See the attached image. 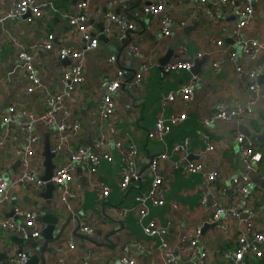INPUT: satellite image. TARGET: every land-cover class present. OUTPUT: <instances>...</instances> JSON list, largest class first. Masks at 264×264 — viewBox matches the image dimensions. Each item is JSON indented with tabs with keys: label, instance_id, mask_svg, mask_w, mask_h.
Segmentation results:
<instances>
[{
	"label": "crops",
	"instance_id": "1",
	"mask_svg": "<svg viewBox=\"0 0 264 264\" xmlns=\"http://www.w3.org/2000/svg\"><path fill=\"white\" fill-rule=\"evenodd\" d=\"M37 1L50 2L53 8H46L40 18L25 20L6 17L0 23V120L3 111L9 106L25 107L40 115L45 110V93L62 92V72L75 63L71 58L60 60L58 50L61 47L81 49L85 45L80 33L68 24L66 16L75 13L77 3L84 0H77L74 4L72 0ZM156 1L121 0L109 7L107 0H88L83 11L87 15L88 31L98 37V45L84 55V81L63 100V107L80 124V131L68 134L40 120L34 122L33 128L39 141L29 158V166L39 177L45 169V141L49 142L51 151L56 153L52 159L55 168L83 147L89 148L94 154L102 155L105 151L111 156V160L101 156L95 172H90L86 163H76L73 180L65 188L54 184L56 187L52 191L50 206L52 213L58 216L56 230L63 228V231L61 239L47 243L42 253L44 264H53L56 260L62 264H117L124 246L138 264H156L160 256L158 238L142 232L134 210L124 214H120V210L133 208L135 196L148 189L151 180L149 160L164 151L168 152V158L160 164L159 170L165 176V203L152 206L148 218L165 227L170 246L180 255L175 264L179 261L196 264L197 257L189 256L185 239L195 228H203L204 224L211 223L215 205H228L234 200L230 185L233 176L248 174L252 179L250 195L242 200L241 206L256 209L255 226L264 233V185L254 179L255 176L264 178V140L253 142L250 136L244 135L255 150L262 154L261 160L251 169L246 166L236 143V135L243 134L240 132L241 127L245 126L250 135L264 132V49L255 58H248L242 53L240 45H236V57L225 59L217 68H213L212 63L218 52L215 40L220 38L226 45H231L230 28L237 21L231 8L220 5L217 0H206L202 4L197 0H165L164 14L176 22L184 20L185 25L181 29L173 27L168 36H163L158 26L159 15L142 11L145 4ZM11 6L12 0H0V16L6 15ZM107 11L121 14L133 23L134 27L127 32L125 39L119 38L114 27L108 32L104 30ZM48 33H52L55 38L52 48L45 50L43 43ZM101 33L104 38L100 37ZM241 35L244 40L264 39V0H253L251 18ZM129 43L138 45V56L129 50ZM20 51L30 52L40 81L39 86L31 92L26 91L29 80L26 71L20 66ZM198 53L202 55L197 57ZM179 54L192 58L194 65L195 60H201L196 72L179 70L162 73V67ZM113 55L115 62L110 63L108 59ZM143 63H148L149 69L139 83H133L134 74ZM237 67L245 72L253 70L257 76L252 79L240 77ZM116 69L124 70L125 73L121 78V87L112 96L115 107L110 121L117 128L123 145H133L138 150L135 166L142 175L139 182L131 184L124 191L118 187L120 158L116 148L94 146L104 124L99 114L105 95L102 83L114 78ZM194 73L200 76V81L192 98L183 103L177 97L161 109V99L169 91L187 83ZM252 81L258 88L256 94L249 90ZM220 104L246 107L249 110L248 118L244 121L235 118L219 120L205 125L203 118ZM173 112H183L186 118L173 125L163 140L148 138V130L158 115L162 113L167 116ZM62 116L63 112L59 111L57 119ZM25 119L19 116L6 126V137L0 144V176L11 177L22 169V157L15 155L13 149L24 143L21 126ZM2 129L0 121V134ZM185 139H188L187 157L203 164L200 172L185 173V162L175 167L178 157L170 150L174 144ZM209 144L213 146L212 150H207ZM211 170L218 172L215 181L206 180V173ZM99 181L110 188L103 202H98L94 189V183ZM44 185L38 186L27 181L17 184L11 190L9 199L0 205V221L16 219L22 223L20 218L14 216L13 207L33 209L37 212L36 227L41 232L43 223L38 220V216L40 208L46 205L41 195ZM220 187L225 188L224 193L219 192ZM66 189L76 194L67 198L70 210L61 199ZM202 194L208 196L205 203L201 202ZM80 221L92 226L93 231H80ZM225 225L227 227L223 230L208 226L197 237V249L206 253L207 264H228L223 257L224 252L234 247L238 235L245 234L242 220L229 219ZM12 237V232L0 229V251L8 250V258L20 250L18 244L11 240ZM69 239L75 245L70 250L64 248ZM44 243L45 238L41 235L34 241L24 240L21 251L29 257H39ZM138 243L143 244L144 248H140ZM261 245L264 250V241ZM0 264H3L2 260ZM35 264H41V259ZM238 264H264V258L245 257Z\"/></svg>",
	"mask_w": 264,
	"mask_h": 264
},
{
	"label": "built area",
	"instance_id": "2",
	"mask_svg": "<svg viewBox=\"0 0 264 264\" xmlns=\"http://www.w3.org/2000/svg\"><path fill=\"white\" fill-rule=\"evenodd\" d=\"M121 0H107L106 4L109 7L114 6ZM206 0H197L202 4ZM220 5H227L231 8V11L237 17V21L230 28V42L231 45H226L224 40L216 39L215 44L218 47L216 60L212 63L213 68H217L225 59H234L237 55L235 46L240 45L242 53L248 58H255L258 53L264 49L263 40H244L241 35L242 29L248 24L252 12H253V0H217ZM88 0L80 1L77 3V10L75 13H68V24L77 30L85 45L81 49L73 47H61L58 50V58L60 60L73 59L74 64L65 69L62 72L61 80L63 83V91L58 93L47 92L44 95L45 110L36 115L25 107L17 108L15 106H9L5 109L1 116L2 131L0 134V144L3 143L6 137V126L11 121L16 120L19 116L26 117L27 120L23 122L21 129L24 134V143L14 147L13 152L15 155H21L22 169L17 175L11 177L0 176V205H2L10 197V192L17 184L27 181L29 183H35L38 186H43L45 181L41 180L29 166V158L33 155L34 146L37 145L39 137L35 134L33 125L34 122L40 120L45 125H54L58 131L66 132L68 134H76L80 131V124L73 120L71 113L68 109L63 107V100L65 96L70 95L78 85L84 81L83 60L86 52L94 49L98 45V37L88 31L87 28V15L84 13L83 8L87 6ZM46 8H53L50 2H38L37 0H12V6L9 12L0 16V23L6 18H23L25 20H32L40 18ZM165 0H157L149 4H145L142 7L144 13L151 15H159L158 26L163 36H168L173 27L182 28L185 25V21L176 22L166 13ZM105 19L107 21L105 31H110L114 27L119 34L120 39H125L127 32L133 29V23L127 21L121 14L107 11L105 13ZM1 38V32H0ZM55 36L52 33H48L43 47L45 50H49L53 46ZM129 50L134 56H138L139 47L136 44L129 43ZM181 53V52H180ZM202 54L198 53L197 57ZM18 58L21 61V68L26 71L29 84L26 87L27 92L33 91L39 86L40 81L34 70L32 64V55L28 51H20ZM108 61L110 63L115 62V56H110ZM193 60L190 57H184L179 54L162 67V73L178 72L179 70L190 71L193 68ZM149 64H141L139 70H137L133 77V83H139L144 74L148 71ZM237 74L240 77L255 78L257 73L255 71L245 72L241 67H237ZM125 71L116 69V75L114 78L107 82H103L105 95L103 96V105L100 109V116L104 121L102 128L97 136L94 146L96 148H107L113 146L116 148L120 162L118 173V187L120 190H127L133 183H137L141 179V173L136 169L135 158L138 155V150L133 146H124L119 139L118 130L110 119L114 111V99L115 94L122 85L121 78ZM200 76L196 73L191 74L187 83L182 85L176 90L169 91L168 94L159 102L161 109L171 101H174L179 97L183 103H187L193 96L194 90ZM249 90L254 94L258 93V88L255 82H251ZM260 95V93H259ZM264 95V94H263ZM59 111L63 112V116L57 119ZM249 110L246 107H241L239 104L224 105L220 104L213 112L203 118L205 125L212 124L219 120L237 119L244 121L248 118ZM186 118V114L173 112L167 116L160 113L148 130L147 137L150 139L163 140V137L170 132L173 125L183 121ZM106 130V132L104 131ZM236 143L242 159L246 163L248 169L253 167L255 163H258L262 154L260 151L255 150L252 142L244 136V134L236 135ZM188 139H185L181 143L173 145L170 152L176 154L178 161L175 163V167L178 164L185 162L188 155ZM213 146L209 144L207 150H212ZM54 150V149H53ZM55 151V150H54ZM101 156L107 160H111V156L107 152L100 154L92 153L89 148H79L76 152L72 153L68 160L57 166L49 181L55 185L66 187L68 182L73 180V170L76 163H86L90 172H95L100 162ZM168 158V152H161L160 154L153 156L148 163V171L151 175L150 184L147 190L140 191L135 196V205L133 208H121L120 214L134 210L136 222L141 226L142 232L147 236H155L158 238V247L160 249L159 260L156 264H175L180 255L175 253L169 244L166 237L165 227L159 226L154 219L148 218L150 208L152 206H161L165 203V192L167 190L165 183V176L161 174L159 167L160 164ZM203 170V164L198 161L188 160L184 165V172L196 173ZM218 172L211 170L206 173V180L215 181L217 179ZM231 189L234 194V200L228 205H215L213 215L210 219L211 223H214L220 230L227 227L226 221L229 219L242 220L245 227V234L238 235L233 248L224 252L223 257L228 264H238L245 257L264 258V250L262 249V242L264 241V233L256 229L255 218L256 209L254 207L242 208L241 202L250 195V190L253 186V181L248 174L233 176L230 181ZM94 189L97 194L98 202L103 200L109 195L110 188L103 182H95ZM220 193L225 192V188L220 187ZM76 196L75 193L65 190L61 196L62 201L65 203V207L70 210V206L67 204V198ZM208 199L207 194H202L201 202L205 203ZM13 214L17 218H20L22 223L16 221V219H6L0 221V229L7 230L13 234L18 235L23 240L35 239L40 236V229L36 227L37 212L33 209H23L20 206H14ZM242 218V219H241ZM79 229L85 233H91L93 227L88 225L85 221L79 222ZM202 233L201 226L194 229L193 233L186 237L187 252L191 257H197L196 264H207L208 256L205 252H199L197 249V237ZM140 248H144L141 243L137 244ZM72 239L67 240L65 247L70 250L74 248ZM28 254L24 251H19L17 254L9 258L10 264H26L28 261ZM53 264H62L60 260H56ZM85 264V263H82ZM117 264H138L136 258L128 253V248L124 246L122 253L119 256Z\"/></svg>",
	"mask_w": 264,
	"mask_h": 264
},
{
	"label": "water",
	"instance_id": "3",
	"mask_svg": "<svg viewBox=\"0 0 264 264\" xmlns=\"http://www.w3.org/2000/svg\"><path fill=\"white\" fill-rule=\"evenodd\" d=\"M77 0H72V3H76ZM102 30V29H101ZM101 38H104V35L101 33L100 34ZM230 41V40H229ZM201 62V60H195V65L192 68L193 72H196L195 69H198V64ZM240 132L243 133L246 136H250V139L253 142H260L264 140V132L260 133V134H251L249 130L244 126L240 128ZM56 153L51 151V147L48 141H45V146H44V151H43V156H44V172L43 174L40 176V179L45 181V185H44V190L42 191L41 195L44 197L45 201H46V205L42 206L40 208V215L38 216V220L40 222L43 223V228L40 232V235L45 238V243L44 246L42 248V250L39 253V257H37L36 255H31L29 257V260L26 262V264H35L38 259H41V264H44V259L42 257V253L45 251L46 247H47V243H54L56 241H58L59 239H61L62 236V231L63 228H60L58 231L56 230V225L58 223V216L52 213L51 210V200H52V191L53 189L56 187L54 184H52L49 179L53 174L54 171V164L52 162V159L55 157ZM190 160L189 157H187L186 161ZM256 181H261V183L264 185V178H260L259 176H255L254 178ZM213 227L215 226L214 223H210V224H204L202 230H204L207 227ZM12 241H14L15 243L18 244L19 246V251H21L22 246H23V242L24 240L22 238H20L18 235L13 234V237L11 238ZM31 241H34V239ZM49 249V248H48ZM9 251L6 249H3L2 251H0V260L3 261V264H10L9 263ZM177 264H191L190 262H183V261H179Z\"/></svg>",
	"mask_w": 264,
	"mask_h": 264
}]
</instances>
